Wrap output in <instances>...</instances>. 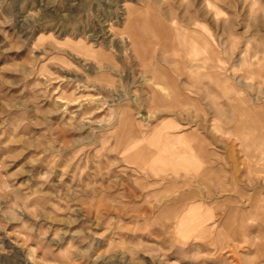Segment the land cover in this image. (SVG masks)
I'll use <instances>...</instances> for the list:
<instances>
[{"label": "rangeland", "instance_id": "obj_1", "mask_svg": "<svg viewBox=\"0 0 264 264\" xmlns=\"http://www.w3.org/2000/svg\"><path fill=\"white\" fill-rule=\"evenodd\" d=\"M0 264H264V0H0Z\"/></svg>", "mask_w": 264, "mask_h": 264}]
</instances>
